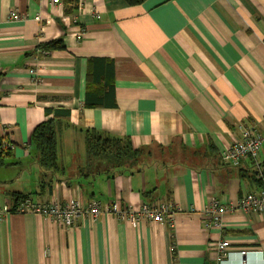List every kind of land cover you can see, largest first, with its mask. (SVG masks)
Masks as SVG:
<instances>
[{
  "label": "crops",
  "instance_id": "crops-1",
  "mask_svg": "<svg viewBox=\"0 0 264 264\" xmlns=\"http://www.w3.org/2000/svg\"><path fill=\"white\" fill-rule=\"evenodd\" d=\"M58 40L64 51L38 56ZM48 109L70 111L54 171L31 145ZM253 126H264V0H0V133L11 151L0 166V264H242L244 250L247 264H264V214L234 210L221 229L201 214L264 188V147L256 160H221L239 127ZM88 129L129 137L153 162L98 173ZM20 196L179 212L173 227L106 215L67 229L16 213Z\"/></svg>",
  "mask_w": 264,
  "mask_h": 264
},
{
  "label": "built area",
  "instance_id": "built-area-1",
  "mask_svg": "<svg viewBox=\"0 0 264 264\" xmlns=\"http://www.w3.org/2000/svg\"><path fill=\"white\" fill-rule=\"evenodd\" d=\"M60 0H53L54 4ZM10 18H19L17 12H12ZM41 57L50 54L48 51H40ZM31 75L37 76L36 70H30ZM4 128V126H3ZM240 137L236 138L232 144L221 154V160L225 164L239 165L245 160H256L259 152L264 147V126L239 127ZM6 134V133H3ZM4 148L10 149L9 144L4 143ZM239 210L243 213L259 212L264 214V188L252 193L244 194L234 206H226L213 199L202 211L206 218L205 227L222 228L223 217ZM14 211L24 215H39L57 223L62 228H71L78 224L80 219L99 218L102 216H114L121 221H126L130 225L141 223H167L174 226L178 209L172 205L155 202L144 203L138 209L132 207H119L113 202L102 203L91 200L87 203L71 201L67 203H46L40 204L30 198H25L15 204ZM2 217L0 216V220ZM230 242L225 240L217 245L220 259L228 257L230 252ZM242 264L246 263L247 251H241Z\"/></svg>",
  "mask_w": 264,
  "mask_h": 264
},
{
  "label": "trees",
  "instance_id": "trees-1",
  "mask_svg": "<svg viewBox=\"0 0 264 264\" xmlns=\"http://www.w3.org/2000/svg\"><path fill=\"white\" fill-rule=\"evenodd\" d=\"M69 1L70 0H68V2ZM124 1L131 7H137L144 4L147 0ZM42 49L48 52L64 51L65 47L63 41L58 40L43 45ZM93 95L94 93L87 91L85 100L86 105L89 107H98L91 104L90 98ZM46 113L54 116L52 119L41 123L34 130L31 136V145L34 148L36 156L39 158L41 167L46 170L54 171L57 170L59 160V130L62 120L69 117L70 111L66 109H48ZM7 138V135L2 136L0 133L1 167L6 165L7 159L11 155L10 149L3 147L4 143L8 142L6 140ZM85 143L88 162L94 164L95 168L98 169V173L102 170L113 175L116 173H133L135 170L143 169L149 165L151 161L153 162L151 159L153 152H146L143 148H135L129 137L121 138L101 133L94 129H88L85 131ZM25 198L27 197H16V204Z\"/></svg>",
  "mask_w": 264,
  "mask_h": 264
}]
</instances>
